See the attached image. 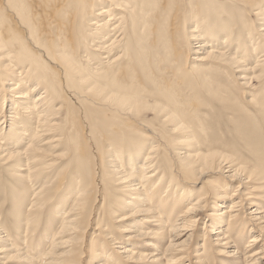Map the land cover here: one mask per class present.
Returning <instances> with one entry per match:
<instances>
[{
    "label": "bare ground",
    "instance_id": "1",
    "mask_svg": "<svg viewBox=\"0 0 264 264\" xmlns=\"http://www.w3.org/2000/svg\"><path fill=\"white\" fill-rule=\"evenodd\" d=\"M218 1L237 13L210 12L205 0H0V264H82L93 224L92 234L105 239L93 262L115 264L105 243L115 249L118 238L100 219L114 183L135 196L127 214L110 210L115 224L143 213L148 225L170 228L160 242L145 243L159 252L152 256L132 241L150 237L143 225L124 228L127 241L117 251L124 259L156 263L167 255L168 264L183 263L208 216L204 239L216 236L232 264H264L261 197L239 191L253 172L225 154L196 150L183 110L156 95L172 91L191 65L234 73L248 96L264 78V0ZM211 172L222 183L208 185L177 215L178 199H192L190 185ZM236 183L237 193L227 196L222 188ZM212 199L232 201L215 220L207 215ZM47 219L56 224L43 227ZM245 220L253 225L248 234H261L242 254ZM40 231L52 238L46 250L33 243ZM200 260L209 263L205 255Z\"/></svg>",
    "mask_w": 264,
    "mask_h": 264
},
{
    "label": "rangeland",
    "instance_id": "2",
    "mask_svg": "<svg viewBox=\"0 0 264 264\" xmlns=\"http://www.w3.org/2000/svg\"><path fill=\"white\" fill-rule=\"evenodd\" d=\"M206 7L211 8V11H215L218 13H223L225 17H227L228 13H237L236 8L231 6H226L223 2L218 0H205ZM236 11V12H235ZM232 15V14H231ZM234 21L237 20L235 19ZM220 28V27H219ZM236 28L239 29L238 25L236 24ZM194 29V27H193ZM164 41L165 39L159 40V54L160 56H164ZM193 54V53H191ZM196 55V54H195ZM190 56V55H189ZM193 58V56H192ZM198 67V68H197ZM187 66L185 73V78L180 79L179 81L175 82L177 85L172 86V91L170 92H160L156 94L160 100H167L168 97H172L174 103H170L171 106L175 108H180L182 113H179V118L182 120L183 124L188 127L190 133L192 134V138L194 141V147L201 153H211V152H218V154H225L231 161L235 162V164L239 165L240 167L246 168V171L253 172L251 179L248 184H245V188H240V193H251L257 194V196L261 197L259 200L260 204L264 208V78L260 81H253L252 84V93L250 96L247 95L246 91H244L236 81L234 77L235 74L221 69L218 71L210 70L202 65L200 66ZM188 69V71H187ZM180 82V83H179ZM257 86V87H256ZM176 93H175V92ZM175 93V94H174ZM180 93V94H179ZM168 94V95H167ZM178 96V97H177ZM248 99H253V104L249 105ZM178 102V104H177ZM179 106V107H178ZM186 122V123H185ZM51 140L50 137L47 138L45 141ZM85 140H81L83 142ZM125 146V144H124ZM49 146H47L48 148ZM160 165L169 172V166L166 162H161ZM2 179V175L0 174V180ZM222 176L221 174H216V172H211V174H206L202 177L196 184H191L190 189L193 194L189 199L186 201L185 199H181L179 201V205L175 208V213L177 215H181L184 211H186L188 204L197 200L204 192L206 187H209L211 183H222ZM247 181V180H246ZM224 183V182H223ZM112 184V182H110ZM115 184V183H114ZM112 184L113 191L107 193V201L108 205L102 209V213L100 214V219L104 218L103 224L106 225V229H109L110 224H113L112 228V236L118 238V245H115V249L109 242L105 243V246L108 247L109 254L112 253V258L114 259L115 264H168V257L165 255V258L159 259L158 262H148L146 260H142L141 262L137 263V260L134 262H130L118 252H122L121 246L127 240H124L126 234H123L122 231L128 229V226L131 227L135 225H143L139 226L138 228L144 230L147 234L150 235L149 238L141 239L134 241L136 245L140 246L136 248L137 252H143L144 254H148L150 256L157 255L159 252L154 251L150 247H146L145 243L149 242L154 239L156 242H160L161 240L158 239L160 233L163 231H169L168 228L169 224L167 223V227L164 230H160L158 227L153 225H159L158 222L155 224L148 225V216H144L143 213L137 214L136 216L130 218L123 223L115 224L113 222V217L110 215V210L117 212L118 215L127 214L130 211V208L126 207L128 203H130L132 196L127 194H123L118 186ZM186 185V184H184ZM239 183L234 184L231 188L230 186H224L223 192H227V196L232 195L233 193H237ZM111 186V185H109ZM188 186V185H186ZM7 187V186H4ZM229 187V188H228ZM195 188V189H194ZM2 189V188H0ZM5 189V188H4ZM165 189L161 192V196L164 195ZM239 193V192H238ZM195 194V195H194ZM223 195V194H222ZM225 197V195H223ZM263 199V200H262ZM237 201V200H236ZM2 201L1 203H3ZM213 202H215L218 207L216 208L218 211H214L212 209L214 207ZM219 203V204H218ZM226 203V204H225ZM232 204L230 200H220V199H212L209 211L207 215H214L213 220L218 219L217 215H220L221 212L228 209ZM2 205V204H1ZM7 205V204H5ZM110 205V206H109ZM103 206V201L101 200L98 204V208ZM142 207V208H141ZM137 210L139 209L144 210V205H137ZM250 208V207H249ZM254 207H252L253 209ZM246 211V210H245ZM264 211V209L262 210ZM250 212L248 210L246 213ZM245 212H243V217L247 216ZM245 214V215H244ZM6 215L8 216V210H6ZM53 215L52 212H46V217H51ZM105 215V216H104ZM12 219L14 215L11 213L9 215ZM54 216V215H53ZM126 216V215H125ZM128 216V215H127ZM140 217V218H139ZM144 217V218H143ZM146 217V218H145ZM208 217V216H207ZM207 217H204L201 222L197 224L198 231L196 232V240L194 239L192 243L191 253L189 258L184 260L181 264H200V258L205 255V259L209 262L208 264H232L229 261V256L224 255L221 247H217L214 244V235H207V239H204L206 232H208L209 227L206 226V222L208 220ZM49 219V218H48ZM46 220L43 222V227L49 225H55L56 223H52L50 220ZM52 219V217H51ZM109 221V226L106 224V220ZM146 219V220H145ZM249 219V218H247ZM96 220V218H95ZM148 220V221H147ZM147 221V222H146ZM154 221L150 220V222ZM162 221V220H161ZM206 221V222H205ZM246 221V220H245ZM205 222V223H204ZM248 222L247 230L244 233H241L242 238L240 239V251L243 254L244 248L247 243L254 237L260 235V231L256 230L252 231L248 234L253 228L252 221ZM134 223V224H133ZM139 223V224H137ZM201 223V224H200ZM7 224H12V221H8ZM129 224V225H128ZM146 224V225H145ZM118 225V226H117ZM121 227L119 229L117 227ZM227 225L223 227L226 230ZM96 227L95 224L91 226L90 235L86 236V255L81 259L82 264H95L97 262H93L95 259V253L101 250L102 241L105 239L102 236H98L99 232L97 231L96 234H92L94 232L92 229ZM127 227V228H126ZM59 224L56 226V230H58ZM125 228V229H124ZM155 228V229H152ZM200 228V229H199ZM9 230V231H8ZM119 230V231H118ZM147 230V231H145ZM7 231L9 234L14 233V229L12 226H8ZM151 231V232H150ZM17 232V230H16ZM155 232V233H154ZM159 232V233H158ZM152 233L154 237L152 236ZM172 233L169 234L171 237ZM232 235L236 236V232H233ZM48 238L44 231L39 232L33 243H39L43 250H46L49 247V242L52 240L51 235ZM90 236V237H89ZM158 237V238H157ZM45 238V239H44ZM148 239V241H147ZM170 241L173 239L172 237L169 238ZM176 239V238H175ZM174 239V241H175ZM124 240V241H123ZM167 241V240H166ZM144 242V243H143ZM109 243V244H108ZM141 243V244H140ZM169 240L167 241L166 245L163 248H167ZM140 244V245H139ZM204 244L206 250L204 248ZM119 246V247H118ZM160 247V245H157ZM118 248V249H117ZM93 251L95 253H93ZM118 251V252H117ZM204 254H203V253ZM100 254L103 255L101 251ZM224 259V260H223ZM151 261H155V258L151 259ZM229 261V262H228ZM264 263V260H263ZM9 264H22V263H9Z\"/></svg>",
    "mask_w": 264,
    "mask_h": 264
}]
</instances>
